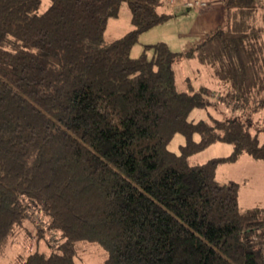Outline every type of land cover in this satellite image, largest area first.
Returning <instances> with one entry per match:
<instances>
[{"label":"trees","instance_id":"obj_1","mask_svg":"<svg viewBox=\"0 0 264 264\" xmlns=\"http://www.w3.org/2000/svg\"><path fill=\"white\" fill-rule=\"evenodd\" d=\"M160 1L0 0V256L39 212L61 239L8 264H76L80 242L102 246L104 264H264V207L241 210L240 184L215 174L247 154L264 180L251 116L264 108V1L221 0L223 22L197 45L158 41L133 57L168 16ZM123 3L132 28L106 40ZM181 56L212 68L231 116L188 119L217 101L178 87ZM217 141L228 155L189 163Z\"/></svg>","mask_w":264,"mask_h":264},{"label":"rangeland","instance_id":"obj_2","mask_svg":"<svg viewBox=\"0 0 264 264\" xmlns=\"http://www.w3.org/2000/svg\"><path fill=\"white\" fill-rule=\"evenodd\" d=\"M41 1L40 9H43L47 6L49 0ZM156 7L159 13H168V16L166 20L155 23L138 36V40L130 51L133 57L139 56L146 44H154L158 41L168 44L172 51L186 52L200 43L207 33L216 28L217 24L223 22V18L219 19L218 14L216 15L218 9H220L219 6L213 4L207 7L203 5L185 7L181 6L179 2L172 5L168 3V0H161ZM120 9L118 16L108 19L109 21L104 30L106 40L120 37L132 28L130 10L127 4L123 3ZM211 11H214V13H210ZM260 36L264 48V32ZM146 53L150 56L151 49H147ZM211 69V67L201 64L194 58L181 56L174 64L176 83L180 89H189V85L197 89L204 85L212 94L223 95L226 89H221V87L224 86V83L217 80ZM217 95L214 97L216 101L218 100ZM214 98L211 97V100L215 101ZM230 108V105L225 106L224 103L217 101V103L207 108H194L188 115V119H205L208 115L227 118V116L233 114ZM239 110L235 112L236 115H238ZM251 116L254 127L252 131L259 130L257 134L260 143H262L264 142V108ZM184 142L182 135L177 133L172 137L168 148L171 151H178L179 145ZM230 149L231 145L229 143L217 141L206 147V149L189 156L188 160L190 164L202 163L212 157L226 156L230 153ZM215 174L218 183L234 180L240 184L238 205L241 210L264 207L262 161L243 154L234 162L219 165ZM60 241L59 232L49 229L46 216L39 212L34 219L24 221L19 226L6 252L0 256V264L18 261L34 250L49 252L50 249L47 247V243L52 246L59 244ZM76 246L78 247L74 258L76 264H104V249L102 246L89 242L86 244L80 242Z\"/></svg>","mask_w":264,"mask_h":264},{"label":"crops","instance_id":"obj_3","mask_svg":"<svg viewBox=\"0 0 264 264\" xmlns=\"http://www.w3.org/2000/svg\"><path fill=\"white\" fill-rule=\"evenodd\" d=\"M205 1L207 2L206 7H207L208 5H211V4L219 6L220 9H218L216 15L218 14L219 19L223 18V19H222V21H223L224 18H225V15H224L223 4H221V3H222L221 0H205ZM210 13H214V11H211ZM217 25H220V24H217ZM217 80H218V79H217ZM218 81H219V80H218ZM222 88L225 89L226 86L224 85L223 87H221V89H222Z\"/></svg>","mask_w":264,"mask_h":264},{"label":"built area","instance_id":"obj_4","mask_svg":"<svg viewBox=\"0 0 264 264\" xmlns=\"http://www.w3.org/2000/svg\"><path fill=\"white\" fill-rule=\"evenodd\" d=\"M169 2L173 3L174 0H169ZM184 5L186 6H192V5H205V1L204 0H190L187 3H184Z\"/></svg>","mask_w":264,"mask_h":264}]
</instances>
